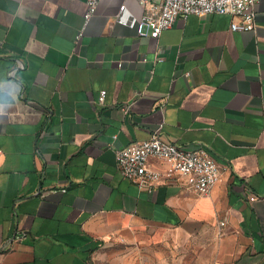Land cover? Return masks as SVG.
Returning <instances> with one entry per match:
<instances>
[{
    "label": "crops",
    "instance_id": "1",
    "mask_svg": "<svg viewBox=\"0 0 264 264\" xmlns=\"http://www.w3.org/2000/svg\"><path fill=\"white\" fill-rule=\"evenodd\" d=\"M256 8L255 31L189 15L155 39L130 25L138 0H101L86 25L87 0H0V264H264ZM161 123L225 167L209 191L121 175L116 150Z\"/></svg>",
    "mask_w": 264,
    "mask_h": 264
},
{
    "label": "built area",
    "instance_id": "2",
    "mask_svg": "<svg viewBox=\"0 0 264 264\" xmlns=\"http://www.w3.org/2000/svg\"><path fill=\"white\" fill-rule=\"evenodd\" d=\"M101 0H87L85 25L98 11ZM143 13L140 18L131 19L130 25L140 36L159 38L178 18L189 15L207 16L229 14L233 17L231 29L234 31H255L257 23V4L260 0H138ZM125 6L121 7V13ZM83 32L79 33V38ZM122 62L119 66H122ZM189 75V73H187ZM105 91L101 95L104 96ZM128 108L126 109V112ZM163 123L159 124L150 139L135 141L116 150V164L121 175L134 182L139 188L152 190L163 177L178 174L190 177L197 192L209 191L217 184L225 167L204 148L186 149L166 141L162 136ZM151 157L163 159L168 164L165 173L149 167ZM62 191H66L63 189ZM257 199L253 195L250 201ZM224 224V222L222 223Z\"/></svg>",
    "mask_w": 264,
    "mask_h": 264
}]
</instances>
